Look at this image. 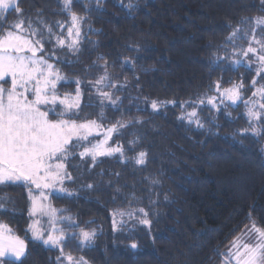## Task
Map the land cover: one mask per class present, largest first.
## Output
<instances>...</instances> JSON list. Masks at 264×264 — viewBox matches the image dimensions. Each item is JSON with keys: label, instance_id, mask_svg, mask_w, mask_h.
<instances>
[{"label": "trees", "instance_id": "obj_1", "mask_svg": "<svg viewBox=\"0 0 264 264\" xmlns=\"http://www.w3.org/2000/svg\"><path fill=\"white\" fill-rule=\"evenodd\" d=\"M17 5L21 13L9 9L0 17L4 30L22 19L25 27L30 22L38 30L34 39L42 34L51 47L64 36L59 23L71 25L63 0H17ZM71 12L83 18L79 50L61 61L42 53L66 78L57 91L74 95L80 80V107L73 118L101 126L85 146L118 121L125 126L111 133L109 142L121 146L123 156H98L93 164L90 156L79 157L83 147H78L66 161L71 195L49 198L59 218H71L60 220L65 255L83 257L87 264H222L246 225L254 221L264 227V128L258 136L244 131L251 125L243 101L229 104L219 97L222 103L215 107L201 101L217 102V85L243 84L244 97H251L259 65L241 52L251 40L254 18L264 17V4L73 0ZM245 18L249 23H242ZM255 35L264 39V26L256 27ZM154 100L165 103L153 110ZM190 109L203 127L180 118ZM141 151L147 154L143 165L135 163ZM0 203L7 209L0 210V221L27 244L21 261L4 264H57L59 249L29 239L24 230L23 186L0 185ZM140 209L150 225L139 223ZM120 217L127 219L125 225ZM81 230L95 232L91 244L81 245Z\"/></svg>", "mask_w": 264, "mask_h": 264}, {"label": "snow or ice", "instance_id": "obj_2", "mask_svg": "<svg viewBox=\"0 0 264 264\" xmlns=\"http://www.w3.org/2000/svg\"><path fill=\"white\" fill-rule=\"evenodd\" d=\"M72 2L73 0H63L64 10L71 14L68 36L74 37L67 47L78 51L81 36L80 23L83 18L71 12ZM97 2L99 3V0ZM261 4H264V0H261ZM9 9H14L17 13L22 12L17 5V0H0V17H3ZM242 23L247 24L249 21L245 18ZM24 24V20L18 19L7 30L0 25V185L20 184L27 187L31 201L29 216L39 213L49 217L51 230L47 232V235L39 226V221H33L29 225V231L32 233L33 240L59 249L57 264H63L64 261L67 264H87L83 257L76 260L70 254L65 255L63 248L65 233L63 229L55 227L57 209L45 203L50 194L45 190L50 189L56 193L67 192V189L62 186L65 179H71L67 172L66 161L77 154L75 150L78 147H83V151L78 153L79 157L83 159L90 156L93 164L98 156H111L114 153H120L123 156L121 146L106 148L105 145L111 138V133L125 125L118 121L106 129L103 141L92 144L91 147L85 146L86 142L90 143L89 137L94 134V130H98L101 126L95 120L78 122L73 118L78 117V112L75 110L80 107L79 84L81 82L75 81L78 86L74 96L69 93H65L63 97L59 95L57 83L66 78L42 54L44 52L43 35L40 34L39 39H34L38 35V30L34 29L30 22L27 27ZM254 24L249 46L242 50L241 54L250 61L254 59L258 63L256 76L264 79L262 75L264 73V39H257L255 35L256 27L264 26V17L254 18ZM46 27L51 34L52 28ZM238 31H240L239 28L232 33V36H235ZM57 43L65 46L66 41L57 37ZM234 63L239 65L241 61L236 60ZM105 79H107L106 74L101 76L96 84L99 85ZM251 86L254 89L252 97L260 99L249 98L243 101L247 107L250 125L253 120L259 121L264 116V111H261L264 110V102H260L264 101V84H260L256 78H253ZM216 87L219 91V85ZM242 88L243 84L234 85L232 88L224 89L222 95L235 104L241 99ZM100 95L112 101L113 104L116 103L109 93L101 92ZM208 102L212 104L214 98H210ZM164 103L154 100L151 102V107L156 110ZM257 104L259 110H254ZM196 116L197 113L193 111L180 118L192 123ZM195 123L198 127H203L198 119ZM249 130L254 135H260V130L255 126L244 131ZM146 155L143 151L139 152L135 163L143 165L146 162ZM58 185H60L59 188ZM87 187L93 186L89 184ZM33 189L37 190L39 195H35ZM68 194L71 195V193ZM0 210L7 211L3 203H0ZM139 211L144 216L139 223L150 225L147 212L144 209ZM118 215L123 216L125 213L121 212ZM243 235L247 236L248 240L241 241L239 237L234 239L227 253L224 254L223 264H264V227L258 226L253 221L245 226ZM94 238V231L81 230L79 233L81 245L91 244ZM136 247L135 243L131 244V248ZM26 249L25 240L17 236L7 224L0 222V264H4L5 257H14L15 260L21 261V258L26 255Z\"/></svg>", "mask_w": 264, "mask_h": 264}, {"label": "rangeland", "instance_id": "obj_3", "mask_svg": "<svg viewBox=\"0 0 264 264\" xmlns=\"http://www.w3.org/2000/svg\"><path fill=\"white\" fill-rule=\"evenodd\" d=\"M70 20V19H69ZM66 21V22H70V21ZM58 22H62V21H58ZM67 23H65V24H62V23H59V27L57 28L58 30H61L62 32H63V34H64V36L63 37H61L62 39H65V41H66V44H65V46H60L58 43H57V38L55 39L56 40V42H55V44L53 45L52 44V42H51V47H50V45H49V43H47L46 42V39H43V43H44V52H46V53H44V55H47V57L49 58V59H53L54 61L55 60H58V61H61V60H65L66 59V56H69V55H71V54H74L75 53V51H73V50H71V49H69L68 47H67V44L68 43H71V40L74 38V37H69L68 36V28L69 27H71V25H66ZM60 25H62L63 27L64 26H66V29L64 28L63 29V27H61ZM254 25V27H255V24H253ZM58 26V25H57ZM249 42H250V40H247V42H246V44H245V46L243 47V50H245V49H247V47L249 46ZM254 46V45H253ZM255 47H258V46H255ZM49 48V50H47ZM66 53H68L67 55H65ZM242 53V52H241ZM39 55V54H38ZM242 55V54H241ZM243 56V55H242ZM250 56H251V54H250ZM49 63H52V62H50L49 61ZM53 64V63H52ZM54 65V64H53ZM55 67V66H54ZM55 69H57V70H59V72H60V74L62 75V76H64L63 75V73L61 72V70L59 69V68H56L55 67ZM254 78H257V76H255ZM258 80V79H257ZM62 81H64V80H61V81H59V82H62ZM58 82V83H59ZM57 83V84H58ZM234 85H238V84H233L232 86H229V87H227V88H221V89H219V91H217L216 90V94H218L219 96H217V98H216V100H217V102H213L212 104H210L208 101H209V99L210 98H207L205 101L206 102H203L202 104H207V105H210V106H212V107H215V106H217V105H220V102H221V100H220V102H219V97H221L224 101H226V102H228L229 104H232V101H230V100H228L225 96H223L222 95V93H223V91H224V89H228V88H232ZM6 87L8 86V85H5ZM253 89V88H252ZM253 91H254V89H253ZM252 91V92H253ZM59 93V92H58ZM59 95L61 96V97H63V95H61V93H59ZM75 95V94H74ZM73 95V96H74ZM240 96H241V99L240 100H238V101H246V100H248L249 98H251L252 100H259L260 98L259 97H252V93H251V97H249V98H245L244 97V95H243V88L240 90ZM237 101V102H238ZM260 102H263V101H260ZM222 103V102H221ZM249 106H251V105H249ZM58 110H59V107H58ZM254 110H259V105L257 104V106H256V108L254 109ZM193 111H195L196 112V110L195 109H190V110H186V112H185V114L184 115H187L188 113H191V112H193ZM261 111H264V110H261ZM246 114H247V107H246ZM248 117V116H247ZM54 118V117H53ZM193 120H196V117H194L193 118ZM252 126H255L256 128H258L259 130H261V129H263L264 128V116H262V118H261V120H259V121H256V120H253L252 122H251V127ZM99 130H101V129H98V130H95L94 131V135H97V136H99L97 133L99 132ZM104 138H105V134H102L100 137H99V139L98 140H96L93 144H96V143H99V142H101V141H103L104 140ZM109 142H110V139L108 140V143L105 145V147L107 148V147H110V144H109ZM92 145V144H91ZM91 147V146H90ZM262 148H263V150H264V143H263V146H262ZM66 180L67 179H65L64 181H63V187L66 189V187H65V182H66ZM23 186V185H22ZM58 188L60 187V185H58L57 186ZM23 190H24V192H25V197H26V208H27V211H26V223H25V225H24V230H25V232H26V234H27V236H28V238L29 239H31V240H33L32 239V233H31V231H29V225H31L32 223H33V221H39V226L45 231V235H47V232L48 231H50L51 230V225H50V223H49V217L48 216H46V215H40L39 213H37L35 216H29V209H30V207H31V201H30V199H29V195H28V188L27 187H25V186H23ZM46 192H48V193H50L49 194V196H48V200L47 201H45V203L46 204H48V205H50L51 207H53V205L49 202V198H50V196H52V195H67L68 194V190H67V192H63V193H56V192H53L52 190H50V189H47V190H45ZM33 193L35 194V195H39V193H38V191L37 190H35V189H33ZM54 208V207H53ZM56 217H57V219H56V223H55V227L56 228H58V229H62V227H61V221L60 220H65V217H62V219L61 218H59V216H58V214H57V212H56ZM120 219V223H122L123 225H125V220H127V219H125L124 217L122 218V219H125V220H122L121 219V217L119 218ZM1 222V221H0ZM3 223V222H2ZM124 226H122V228H123ZM121 228V229H122ZM245 231H243L242 233H241V235H240V239H241V241H243V240H248V237L247 236H245V235H243V233H244ZM64 233H65V231H64ZM65 235H66V233H65ZM21 239H23L22 237H20ZM35 241V240H34ZM36 242H39V243H41V244H43L41 241H36ZM249 242H251V241H249ZM45 246V245H44ZM46 247H50V246H46ZM5 260H11V261H16V262H18L17 260H15V258L14 257H5V258H3V261H5ZM223 264V263H222Z\"/></svg>", "mask_w": 264, "mask_h": 264}]
</instances>
